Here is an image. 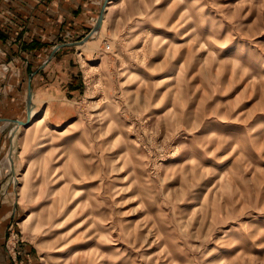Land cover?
<instances>
[{
	"label": "rangeland",
	"instance_id": "374dc122",
	"mask_svg": "<svg viewBox=\"0 0 264 264\" xmlns=\"http://www.w3.org/2000/svg\"><path fill=\"white\" fill-rule=\"evenodd\" d=\"M81 45L2 127L11 263L264 264V0H116Z\"/></svg>",
	"mask_w": 264,
	"mask_h": 264
},
{
	"label": "crops",
	"instance_id": "0c3cea01",
	"mask_svg": "<svg viewBox=\"0 0 264 264\" xmlns=\"http://www.w3.org/2000/svg\"><path fill=\"white\" fill-rule=\"evenodd\" d=\"M95 9L91 0H0V154L7 142L2 127L27 117L29 92L30 113L47 112L48 121L49 113L52 116L68 102L64 96L75 91L73 82H79L71 56L79 54L77 43L83 38L68 42L61 37L90 32L88 18ZM53 96L59 97V107L53 106ZM5 177L0 173V264H12L5 249L7 228L20 215Z\"/></svg>",
	"mask_w": 264,
	"mask_h": 264
},
{
	"label": "water",
	"instance_id": "95a60500",
	"mask_svg": "<svg viewBox=\"0 0 264 264\" xmlns=\"http://www.w3.org/2000/svg\"><path fill=\"white\" fill-rule=\"evenodd\" d=\"M104 3H105V1H104ZM105 8H106V6L104 4L100 7L99 13H98V16H97V19H96V21H95V23H94L91 31L83 38V40H81L77 44H79V45L83 44L90 37L91 34L96 33V32L99 31L100 26H101V23H102V20H103ZM30 102H31V94L29 92V94L27 96V100H26V105H27V111H26V113H27V119L30 116ZM15 122L18 125H20V124H26L25 122H22V121H15Z\"/></svg>",
	"mask_w": 264,
	"mask_h": 264
},
{
	"label": "bare ground",
	"instance_id": "6f19581e",
	"mask_svg": "<svg viewBox=\"0 0 264 264\" xmlns=\"http://www.w3.org/2000/svg\"><path fill=\"white\" fill-rule=\"evenodd\" d=\"M115 6H116V0H113V1H111L108 5H107V7L105 8V10H111V9H113V8H115ZM32 113V112H31ZM46 116H47V112L46 113H44L42 116H40L39 118H36L35 120H33V122H30L29 123V125L30 124H33V125H40V124H42L43 122H44V119L46 118ZM27 129V128H26Z\"/></svg>",
	"mask_w": 264,
	"mask_h": 264
},
{
	"label": "built area",
	"instance_id": "2783aa9c",
	"mask_svg": "<svg viewBox=\"0 0 264 264\" xmlns=\"http://www.w3.org/2000/svg\"><path fill=\"white\" fill-rule=\"evenodd\" d=\"M9 251L12 253V247L9 248Z\"/></svg>",
	"mask_w": 264,
	"mask_h": 264
}]
</instances>
